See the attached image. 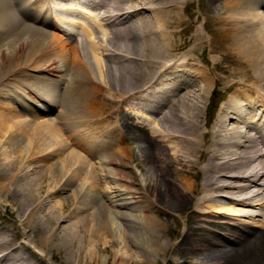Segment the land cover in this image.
Returning a JSON list of instances; mask_svg holds the SVG:
<instances>
[{
  "label": "bare ground",
  "instance_id": "bare-ground-1",
  "mask_svg": "<svg viewBox=\"0 0 264 264\" xmlns=\"http://www.w3.org/2000/svg\"><path fill=\"white\" fill-rule=\"evenodd\" d=\"M83 1L0 0V81L30 71L13 109L59 108L26 143L19 133L0 144V203L12 217L11 235L0 221V264H48L47 253L57 264H264V212L261 233L233 222L264 204V0H205L222 43L220 62L198 72L193 57L174 56L191 40L213 46L200 32L183 35L189 0ZM216 69L231 92L207 126ZM105 113L114 125L101 124Z\"/></svg>",
  "mask_w": 264,
  "mask_h": 264
},
{
  "label": "rangeland",
  "instance_id": "rangeland-1",
  "mask_svg": "<svg viewBox=\"0 0 264 264\" xmlns=\"http://www.w3.org/2000/svg\"><path fill=\"white\" fill-rule=\"evenodd\" d=\"M50 4H52L54 7L57 6L51 2H50ZM43 5L45 6V4H43ZM205 7H206L205 0H189L187 2V5H186L183 13L185 11H187V12L193 11L194 13L191 17L192 23L185 29V32L183 35L188 36L187 38H190L192 35L196 34L197 32H200L203 34L204 40L208 39V38L211 39V41L213 42V46L209 47L208 45H205L202 48L199 45H195L197 40H191L188 43L181 45L179 48H177V50L174 51V56H176V57H179L183 53H187V55L193 57L195 59L194 61L197 62V64H198V67L194 66L195 71H197V72L201 69H205V70L210 69L211 70L215 66V64L220 62V52L219 51H220V47H221V43H222V36L219 33H217V29H216L217 25L216 24H213V23L209 22L208 20H204L203 12H206ZM199 11L202 12L201 13L202 15L200 17H198L199 18L198 21H195L194 18L197 16V14H199ZM258 11L264 15L263 10H258ZM144 13H146V12H144ZM57 15L59 18L61 16L66 17L67 19L70 18V15H67L64 13L61 14V13L57 12ZM82 18H83L85 25L92 28L93 31H98V33L96 35H97V37L101 38L102 34L100 33L99 28L95 26L96 29H94V21L91 20L89 17L88 18L82 17ZM204 21H207V23H204ZM59 25L62 27V29H66L69 32H73L75 34L74 35L75 38H77V39H81V38L85 37L84 31L79 29L78 26L70 25L69 23H65V22H61V23H59ZM47 29H49L50 32H53L57 36L63 37V33H58L57 31H54L52 28H47ZM104 29L106 30L107 28H106V26L102 25V30H104ZM65 36L66 35H64V37ZM93 37H94V35H93ZM95 40L98 41L97 38ZM93 41H94V38H93ZM85 43L88 45L87 40H85ZM52 45L55 47V43H53ZM231 68H232V65H231ZM29 72L30 71H28V70L22 69L19 72L20 74L14 73L13 75H9L8 78H2L0 81V89H3V88L9 89L8 91L11 90V92H12L13 89L15 88V85L19 81L18 79H20V81H21L24 78L23 73H29ZM225 75H226L225 72H222L221 70L219 71L218 69H216L215 70V77L218 80H220L221 82L218 84L215 83V85H213L211 87V89L209 90L208 94L205 95V100H204V103L202 104V110H203L202 122L205 121L207 126L211 124L213 116H215V113H217L218 108L221 106V104H223L224 100L229 96V94L231 92L230 89L226 90L223 87L224 86L223 81H225V77H224ZM14 79H17V80H14ZM6 85H8L10 87H7ZM60 90H62V89H60ZM4 92L5 91H3V90H2V92H0V144H1V142L7 141L9 136H13L12 138H15L18 141L21 140L18 137L19 133L22 135L21 141L26 143L29 138H32L35 135V131L39 130L40 127L36 126V124L38 122H43V121H47L49 119L54 118L55 115L57 116V113L59 111L58 107L53 108L50 112H44V111L43 112H32L30 110H19V108H17V107H14L15 109H13V106H15V104L12 102V99H13V97L17 96L18 92L13 91L11 93V95L8 96L7 98H5ZM4 102L9 103V105H11L9 107V109L6 108L2 104ZM107 110H109V109H107ZM15 111H17L19 113L15 112ZM108 114H110V113H108ZM108 114L105 113V120H101L102 121L101 124L106 126V127H108L109 125L110 126L114 125V118L113 117L109 118ZM153 118H155V116H153V115H149V118H147L151 127H155L157 125L156 122L155 123L151 122V120ZM90 124L93 126H95V125L100 126V124H94V122H91ZM61 135H62L61 137L63 139H65L67 136L66 134L65 135L61 134ZM69 149H73L79 155L83 156L87 160H90V162L93 165H95V166L98 165L97 163H95L96 158H94V157L90 158L89 156H87V154L85 152L81 151L80 149H77V147H74L71 145V147ZM65 153L66 152H64V154ZM55 159H56L55 157L49 156V162L55 161ZM133 169H134V172L137 175H139L140 178H142V176L139 174V171L136 170L135 168H133ZM141 173L143 174V171ZM146 174H148V173H146ZM106 181H110V180L107 178ZM107 183L109 184V182H107ZM101 186H102V184H101ZM74 187H75V185H73V188ZM105 187H107V185ZM52 199H55V198H52ZM52 202H53V200L50 202V204ZM243 209L246 210L247 213H251V215H253V217L235 216L236 219L233 222H236V223L240 224L242 227H246L247 229L254 228L261 233V231H262L261 226L258 227V225H259V219H261L260 215L264 212V204L263 205L252 204V205H249L248 207L243 208ZM160 218L163 219L164 221H166L167 223H169V225L171 227H174V228L177 227L180 230L185 229V225L183 223V218L178 217L175 219L172 217H168L167 215H161ZM1 220L3 221V225L6 224V227L7 226L9 227L7 233L9 235H11L12 232L10 230L12 229V222H11L12 217L9 216V213H7L4 205H2L0 203V221ZM251 225H253V226H251ZM254 225H257V226H254ZM119 227H121L120 229H122L123 224L120 225ZM219 230L221 231V233H225L224 230H222V229H219ZM197 233L201 235L202 231L200 230ZM8 237H10V236H8ZM164 237H165V239H168V236L166 234H164ZM114 248H120L121 249V247L119 245L114 246L111 250H113ZM111 250H109V251L106 250L103 254L109 255L111 253ZM60 255H63V253L61 252ZM168 256L169 255H167L166 258ZM47 261H48V264L59 263V260H55V259L50 258L49 253H47ZM157 263L158 264H164L162 257L158 258ZM141 264H151V263H149L148 261H145V262H142ZM176 264H202V263H200L199 259L196 258L195 256H191V257H187V258L177 257L176 258Z\"/></svg>",
  "mask_w": 264,
  "mask_h": 264
}]
</instances>
